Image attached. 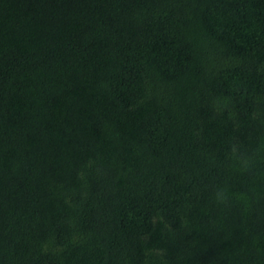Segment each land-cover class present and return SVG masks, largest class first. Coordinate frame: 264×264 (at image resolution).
<instances>
[{
	"label": "trees",
	"instance_id": "trees-1",
	"mask_svg": "<svg viewBox=\"0 0 264 264\" xmlns=\"http://www.w3.org/2000/svg\"><path fill=\"white\" fill-rule=\"evenodd\" d=\"M0 264H264V0H0Z\"/></svg>",
	"mask_w": 264,
	"mask_h": 264
},
{
	"label": "clouds",
	"instance_id": "clouds-1",
	"mask_svg": "<svg viewBox=\"0 0 264 264\" xmlns=\"http://www.w3.org/2000/svg\"><path fill=\"white\" fill-rule=\"evenodd\" d=\"M216 200L221 203L224 204L227 202L228 200V194H227V190H220L216 193Z\"/></svg>",
	"mask_w": 264,
	"mask_h": 264
}]
</instances>
